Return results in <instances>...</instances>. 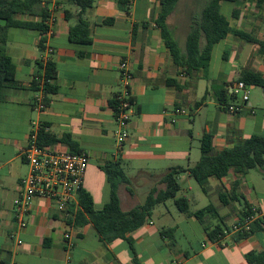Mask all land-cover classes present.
<instances>
[{
    "label": "crops",
    "instance_id": "crops-1",
    "mask_svg": "<svg viewBox=\"0 0 264 264\" xmlns=\"http://www.w3.org/2000/svg\"><path fill=\"white\" fill-rule=\"evenodd\" d=\"M208 1L201 4L194 0L192 11L178 12L185 2L179 0L170 15L169 29L183 51L191 26L199 21ZM41 6L48 9L44 24L48 16L56 18L50 32L9 30L7 52L17 65L20 86L5 88L0 104V264H134L135 255L139 264H249L248 253L264 254V230L237 239L235 225L243 221L244 201L225 205L220 200L219 191H231L238 177L233 171L222 180L211 178L207 193L199 186L201 191L193 198L184 194L187 188L180 183L182 174L190 185L192 177L189 172L180 174L178 196L189 200L190 211L212 205L218 217L208 214L202 224L194 216L180 212L174 199H170L156 206L149 221L128 234L135 253L123 239L103 243L92 224L81 229L69 226L45 199L35 201L29 225L19 234L21 243L18 237H11L15 230V201L21 181L29 172L23 153L43 125L57 138L70 135L77 150L88 154L83 189L92 195L96 209L110 198L111 186L103 170L110 162L120 163L131 181L129 188L146 179L151 186L147 198L152 189H165L162 179L171 168H189L199 161L201 155L192 161L193 148L198 142L201 149L204 133L213 135V146L218 150L239 139L264 135L255 133L262 128L264 119V110L255 108L252 99L251 90L257 86H251L248 106L234 114L219 102L215 90L219 85L227 89L239 81L244 71L264 72L263 58L254 42L229 33L214 46L206 69L187 73L175 64L162 38L157 24L160 0H96L83 16L90 24V44L70 39V30L80 19L77 5L70 0H42ZM220 8L232 29L257 39L264 37V4L258 8L256 0H222ZM16 18L42 21L31 15ZM13 30H18L15 39L10 38ZM42 39L44 50L39 47ZM47 47L53 49L50 60L57 71L52 82L57 91L49 95L37 81L42 77L37 60L45 56ZM123 61H128L133 76L135 106L129 137L119 148L121 126L112 101L124 90L120 72ZM35 83L37 88L33 87ZM259 88L256 99L264 101V88ZM42 95L49 101L44 110L35 103ZM227 97L225 105L232 104ZM243 191L240 193L255 212L254 220L263 217L264 194L256 189ZM118 193L126 212L146 200H139L125 184L119 186ZM207 198L212 200L208 202ZM233 217L235 220L228 226ZM206 226H220L224 234L212 241ZM170 229L174 231L165 232ZM68 231L70 240L64 238Z\"/></svg>",
    "mask_w": 264,
    "mask_h": 264
},
{
    "label": "trees",
    "instance_id": "trees-1",
    "mask_svg": "<svg viewBox=\"0 0 264 264\" xmlns=\"http://www.w3.org/2000/svg\"><path fill=\"white\" fill-rule=\"evenodd\" d=\"M70 1L80 8V19L78 24L71 28L70 39L74 43L90 44L92 42L90 24L83 16L86 10L95 4L96 0ZM221 1H208L203 8L199 21L191 26L186 41V49L183 51L174 39L168 26V19L175 10L179 0H160L161 11L157 19V24L161 30L162 38L169 48L175 64L181 66L187 73L206 69L211 62L214 46L223 41L229 33H233L236 37L246 42H254L257 44L258 53L262 56L264 62V37L257 39L251 34L232 29L229 21L221 13ZM224 1L246 2L253 0ZM41 4L42 0H0V104L4 99L3 90L5 88L20 86L17 81V65L7 52L9 30L11 28H25L46 34L48 27L43 23V20L48 15V9L46 6H41ZM256 4L258 8H262L264 0H256ZM16 15L38 16L42 18V21H20L16 18ZM43 43L44 40L42 39L39 44L41 50H44ZM37 62L46 81L44 85L45 94L55 93L57 87L52 83L57 77L55 63L50 60L44 64L42 59L37 60ZM239 81H243L251 86L264 88V72L244 71ZM33 87L37 88L38 85L33 84ZM215 90L218 95V100L223 106H227L225 102L228 100V95L232 101L235 100L223 85L216 86ZM48 102L45 99V103L48 104ZM117 105L118 102L115 98L112 101V107L115 112L117 111ZM200 142L202 154L195 165L189 168L181 166L171 168L162 179V183L166 185L165 189H152L142 205L136 206L127 212L121 208L118 189L121 184H125L131 192V189H129L131 181L124 173L120 163L110 162L106 164L103 170L111 186L109 201L101 209H96L92 195L87 190L82 189L79 193L81 208L77 211L70 210V214L72 215L68 218L69 224L76 229H81L92 224L103 243H111L115 240L123 239L129 243L135 253L134 242L128 234L142 227L149 221L156 206L170 199H174L180 212L194 216L202 224H204V218L208 214L218 217V213L212 205L191 212L189 200L184 196H178L181 191L178 176L185 172H189L190 176L199 184L203 192L207 193L211 178L222 180L233 171L238 177L233 182L231 191H219L220 200L225 205L243 200L244 213L241 220L253 217L255 212L252 206L246 201L245 196L240 193V187L243 176L251 169L261 168L264 170V135H252L247 139H239L219 150L213 146V135L211 133H204ZM36 143L40 147L61 143L68 146L73 152H80L75 147V143L72 141L70 135L66 134L62 138H57L47 131V125H43L39 130ZM205 230L212 241H216L219 234H224L220 226L213 228L206 226ZM262 230H264V216L255 219L251 223L249 231L239 232L237 239L240 240L250 237L254 233ZM173 231L174 229H170L165 232L172 233ZM246 260L249 264H264V254L248 253ZM134 264H139L136 255Z\"/></svg>",
    "mask_w": 264,
    "mask_h": 264
},
{
    "label": "built area",
    "instance_id": "built-area-1",
    "mask_svg": "<svg viewBox=\"0 0 264 264\" xmlns=\"http://www.w3.org/2000/svg\"><path fill=\"white\" fill-rule=\"evenodd\" d=\"M56 18L54 15L48 16L45 25L48 32L54 26ZM42 62L46 64L50 61L53 53L51 47H47ZM121 80L124 90L116 99L118 102L116 121L121 126L118 134V145L122 148L124 142L129 137L128 127L131 122L132 109L135 106L132 94L133 76L129 68L128 61H123L120 65ZM40 81L42 90L46 83L44 76L37 78ZM230 95L234 97L232 104L227 105L226 109L230 113H236L248 106L250 102L251 85L236 81L227 87ZM240 102V105L238 103ZM36 106L40 110L47 107L44 95L36 98ZM180 113V111H177ZM37 135H33L32 142L25 149L23 156L29 166V172L20 184L18 198L15 201L14 223L15 230L11 237L17 238L19 234L28 227L32 209L37 199L47 200L57 213L63 215L66 223L71 217L70 210L77 211L81 208L79 203V193L84 187V179L89 165V156L85 152H73L69 148H64L61 144L40 147L36 143ZM254 217L239 221L235 225L238 232L249 231ZM73 227V226H71ZM66 240L71 239L69 231L64 234Z\"/></svg>",
    "mask_w": 264,
    "mask_h": 264
},
{
    "label": "rangeland",
    "instance_id": "rangeland-1",
    "mask_svg": "<svg viewBox=\"0 0 264 264\" xmlns=\"http://www.w3.org/2000/svg\"><path fill=\"white\" fill-rule=\"evenodd\" d=\"M185 2H182V4L180 5V8H178V12L181 11H189L191 6H192V2L194 0H184ZM208 0H200L201 4L206 2ZM192 11V10H190ZM198 12V9L196 10V13ZM195 13V11H194ZM18 37V30H13L10 34V38L15 39ZM258 92H260V88H256V89H252L251 90V94H252V99H253V103L255 108H258L260 110H264V101H262L261 99L257 100V94ZM256 134H264V119L262 120V128L261 129H256ZM201 153V149L199 148V143H195L194 144V148H193V155H192V161L194 162L196 159V157L198 158V156H200ZM250 175L249 177L246 178V176H243L242 179V183L244 185L241 184L240 190L243 191L244 189H256V192L258 193H263L264 194V170L261 168H255V169H251L249 171ZM191 185L188 183V178L186 176H184V174H182V178L180 179V183L187 189H185V193L188 198H193L195 194L200 193V187L199 184L193 179L190 178L189 179ZM151 186L149 187L148 182L146 181V179H140L138 180L136 183L134 182L133 186H130L129 189H131V191H134L137 195V197L139 198V200L143 201L146 198V194L147 192L150 190ZM243 192H247V191H243ZM263 198H260V200L262 201ZM208 202L211 201L212 199L207 198ZM171 202V200H170ZM169 202V203H170ZM243 203V202H242ZM197 206V205H195ZM240 215L238 214L237 217H239ZM157 219V218H156ZM233 220H235V217H233V219L229 220L227 222L228 226H230L233 223Z\"/></svg>",
    "mask_w": 264,
    "mask_h": 264
}]
</instances>
